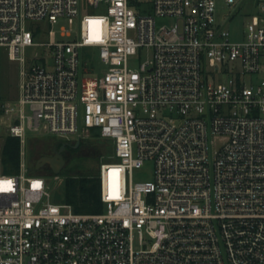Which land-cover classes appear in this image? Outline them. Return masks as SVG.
I'll list each match as a JSON object with an SVG mask.
<instances>
[{"label":"built area","instance_id":"2783aa9c","mask_svg":"<svg viewBox=\"0 0 264 264\" xmlns=\"http://www.w3.org/2000/svg\"><path fill=\"white\" fill-rule=\"evenodd\" d=\"M218 1L246 16L240 39ZM61 15L76 36L34 40L28 22ZM31 45L50 52L26 67ZM0 49L21 64L0 104L21 144L18 170L0 166V264H264V0H0ZM90 129L114 158L102 210L75 212L54 199L59 173L30 169L27 132Z\"/></svg>","mask_w":264,"mask_h":264},{"label":"rangeland","instance_id":"374dc122","mask_svg":"<svg viewBox=\"0 0 264 264\" xmlns=\"http://www.w3.org/2000/svg\"><path fill=\"white\" fill-rule=\"evenodd\" d=\"M217 9L219 16L228 20L229 15L233 14L234 8L226 6L223 2L218 1ZM90 12L98 11L97 9H90ZM232 20L226 21V26L230 29L232 37L235 39H240L242 35L243 21H246V16L237 15ZM244 15V14H242ZM28 26L34 28L36 26L37 31L34 37L35 41L46 42L49 40L48 30H54L55 39L68 40L76 36L79 31V17L78 16H68L61 15L58 16L57 22L50 25L46 21L40 22H28ZM64 27L68 30L70 36H61V28ZM50 49L47 45H31L27 46L24 50V55L26 58L25 66L29 64L36 63L38 60L47 57ZM21 64L19 61L9 59L7 51L5 49H0V96L1 102L9 101L14 103L18 94V83H19V70ZM211 68H209V77L213 79ZM223 69L220 67L214 79L216 81H223L226 79V75L222 76ZM249 75L244 74L243 80L246 82L249 80ZM18 113L13 111L12 116H16ZM12 116L7 114L0 115V149L5 136L8 134V126L12 122ZM95 129H90L89 131L82 132L73 141L67 140L63 137L54 135L37 134L32 132H27V142L25 145V154L29 166H35V162L38 157L45 154L46 151L50 152L51 139L62 140L68 144V147L63 152V157L65 159L64 166L66 170L63 173H59L61 176V181L54 183L52 185V193L54 195L55 201H64V180L65 175H78L86 174L90 172H97L99 165L102 161L111 160L113 155V145L109 138L100 137V135L94 134ZM72 138V136H69ZM67 140V141H66ZM80 140V145L78 148H73L70 145L73 142ZM1 164V163H0ZM1 166V165H0ZM39 172L49 173V167L47 164L42 165L40 168L36 169ZM134 181L148 180L152 178V162H146L142 169L134 170L133 176Z\"/></svg>","mask_w":264,"mask_h":264},{"label":"trees","instance_id":"16d2710c","mask_svg":"<svg viewBox=\"0 0 264 264\" xmlns=\"http://www.w3.org/2000/svg\"><path fill=\"white\" fill-rule=\"evenodd\" d=\"M1 113L2 108L0 105V114ZM94 134L99 135V132L94 130ZM73 143H75V141ZM20 148L21 144L19 137L10 134L5 136L0 149V163L3 172L11 173L18 170L20 163ZM30 169L32 171H37L35 166H30ZM65 170L66 169L63 168L60 173H63ZM49 172H51L50 168ZM63 194L64 201L70 203L75 212L101 211L102 204L100 201L98 170L97 172L86 174H66Z\"/></svg>","mask_w":264,"mask_h":264},{"label":"water","instance_id":"95a60500","mask_svg":"<svg viewBox=\"0 0 264 264\" xmlns=\"http://www.w3.org/2000/svg\"><path fill=\"white\" fill-rule=\"evenodd\" d=\"M78 143L79 140H77L74 147H76ZM63 148H64V143H62L59 148H57L55 145L53 148L54 151L53 155H41L40 157H38L35 162V168L38 169L42 165L48 164L53 173H60L65 163V159L61 152Z\"/></svg>","mask_w":264,"mask_h":264},{"label":"flooded vegetation","instance_id":"af4514ba","mask_svg":"<svg viewBox=\"0 0 264 264\" xmlns=\"http://www.w3.org/2000/svg\"><path fill=\"white\" fill-rule=\"evenodd\" d=\"M76 142H77V140L75 141L74 144H71L70 146L73 147V148H75V149L78 148L79 145H80V140H79L78 145L76 147H74V145L76 144ZM62 143H64V148L61 151L62 152V155H63V152L68 147V144L65 143V142H63L62 140H57V139H52V142H51V145H50V152L46 151L45 154H43V155H53L54 154V151H53L54 146L56 145V147L59 148ZM47 166L49 167L48 164H47Z\"/></svg>","mask_w":264,"mask_h":264}]
</instances>
